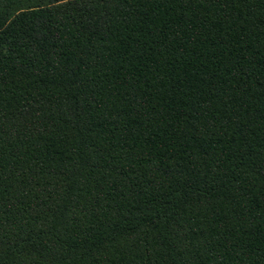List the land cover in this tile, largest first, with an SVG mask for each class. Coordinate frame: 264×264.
<instances>
[{
	"label": "trees",
	"instance_id": "trees-1",
	"mask_svg": "<svg viewBox=\"0 0 264 264\" xmlns=\"http://www.w3.org/2000/svg\"><path fill=\"white\" fill-rule=\"evenodd\" d=\"M0 264H264V0H0Z\"/></svg>",
	"mask_w": 264,
	"mask_h": 264
}]
</instances>
